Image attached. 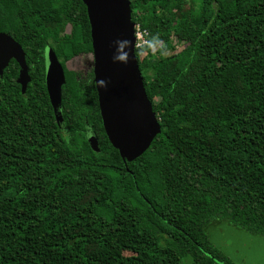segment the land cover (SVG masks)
<instances>
[{
	"label": "trees",
	"instance_id": "16d2710c",
	"mask_svg": "<svg viewBox=\"0 0 264 264\" xmlns=\"http://www.w3.org/2000/svg\"><path fill=\"white\" fill-rule=\"evenodd\" d=\"M130 9L148 32L135 57L161 132L124 163L92 71L66 68L92 52L85 6L0 0V33L21 46L30 77L24 94L14 60L0 77V264H232L210 227L264 239V0H201L197 14L185 0ZM170 32L185 43L179 52ZM47 46L65 77L59 123ZM157 46L170 55L155 59Z\"/></svg>",
	"mask_w": 264,
	"mask_h": 264
},
{
	"label": "water",
	"instance_id": "95a60500",
	"mask_svg": "<svg viewBox=\"0 0 264 264\" xmlns=\"http://www.w3.org/2000/svg\"><path fill=\"white\" fill-rule=\"evenodd\" d=\"M78 1L85 6L90 26L93 83L104 133L124 163L132 162L148 150L161 129L145 93L135 57L130 1ZM11 60L19 66L16 83L24 94L30 83L25 54L10 36L0 33V77ZM44 83L59 123L58 108L65 77L55 53L48 46L44 49ZM87 141L90 148L97 151V141L92 135L87 136Z\"/></svg>",
	"mask_w": 264,
	"mask_h": 264
},
{
	"label": "rangeland",
	"instance_id": "374dc122",
	"mask_svg": "<svg viewBox=\"0 0 264 264\" xmlns=\"http://www.w3.org/2000/svg\"><path fill=\"white\" fill-rule=\"evenodd\" d=\"M200 8L201 0H185V10L187 12L197 14ZM69 30L68 27L66 33ZM168 38L175 48V52H179L184 48L185 43L176 38L172 32L168 34ZM153 51L157 60L170 55V53L161 50L159 46ZM92 65V55H82L66 63V68L86 78L92 71ZM154 101L156 102L157 99ZM247 234L227 224L212 226L207 230L209 242L232 264H264V240Z\"/></svg>",
	"mask_w": 264,
	"mask_h": 264
},
{
	"label": "built area",
	"instance_id": "2783aa9c",
	"mask_svg": "<svg viewBox=\"0 0 264 264\" xmlns=\"http://www.w3.org/2000/svg\"><path fill=\"white\" fill-rule=\"evenodd\" d=\"M148 44V32L134 24V50H139Z\"/></svg>",
	"mask_w": 264,
	"mask_h": 264
}]
</instances>
